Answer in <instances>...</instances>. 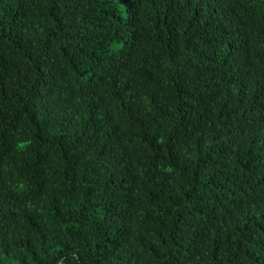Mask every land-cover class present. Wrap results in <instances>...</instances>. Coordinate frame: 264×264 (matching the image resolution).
Returning <instances> with one entry per match:
<instances>
[{
  "label": "trees",
  "instance_id": "1",
  "mask_svg": "<svg viewBox=\"0 0 264 264\" xmlns=\"http://www.w3.org/2000/svg\"><path fill=\"white\" fill-rule=\"evenodd\" d=\"M0 264H264V0H0Z\"/></svg>",
  "mask_w": 264,
  "mask_h": 264
}]
</instances>
